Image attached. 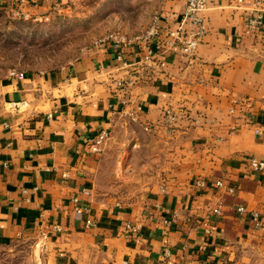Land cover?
<instances>
[{"label":"crops","instance_id":"0c3cea01","mask_svg":"<svg viewBox=\"0 0 264 264\" xmlns=\"http://www.w3.org/2000/svg\"><path fill=\"white\" fill-rule=\"evenodd\" d=\"M55 2L0 0V11L29 18ZM183 2L166 0L161 26H176ZM202 17L193 57L175 45L145 62L135 42L0 78V242L41 239L49 264H264V168L249 166L264 162V0H208ZM103 130H125L161 165L125 203L107 195L108 143L91 149Z\"/></svg>","mask_w":264,"mask_h":264},{"label":"rangeland","instance_id":"374dc122","mask_svg":"<svg viewBox=\"0 0 264 264\" xmlns=\"http://www.w3.org/2000/svg\"><path fill=\"white\" fill-rule=\"evenodd\" d=\"M165 2L62 0L48 12L29 18L0 11V78L57 71L111 35L142 38L160 16ZM126 141L125 130L106 141L111 155L107 195L120 203L146 191L151 178L161 171L160 162L140 157L138 149ZM129 161L131 166L124 172ZM0 264H49L46 245L41 239L0 242Z\"/></svg>","mask_w":264,"mask_h":264},{"label":"built area","instance_id":"2783aa9c","mask_svg":"<svg viewBox=\"0 0 264 264\" xmlns=\"http://www.w3.org/2000/svg\"><path fill=\"white\" fill-rule=\"evenodd\" d=\"M207 1L208 0H184L180 20L174 27L169 25L161 26L160 16H158L154 19L151 27L142 38L136 37L133 39H125L124 37L111 35L99 40L94 47H111L115 50H119L123 45L139 42L147 51V54L144 56V61L146 62L152 59V54L158 51L171 50L175 45H177L179 53L182 56L193 57L196 54L201 39L206 31L202 12L207 6ZM260 2L261 0H254L255 5L260 4ZM11 14L18 15L17 13ZM250 23L251 26H259L258 20H253ZM127 84H129V82ZM121 85L122 83H117L118 87ZM175 119V113L171 109L164 110L163 122L166 126L172 125L175 122ZM152 129L153 128L150 125L143 126V131L146 133L151 132ZM109 136L110 133L106 130L99 132V134L92 140L91 149L94 152L100 151ZM249 166L255 170H262L264 168V162L250 159ZM213 183V185L218 188L224 187L221 180H216ZM193 185L196 189H207L210 182L206 179L197 178L194 180ZM226 189L230 194L234 192L233 187H227ZM213 213L216 215L221 214L218 208L214 209ZM235 213L239 217L249 214L255 227H259V214L257 212H248L245 206H237L235 208ZM126 230L134 232L137 230V227L128 224L126 225Z\"/></svg>","mask_w":264,"mask_h":264}]
</instances>
